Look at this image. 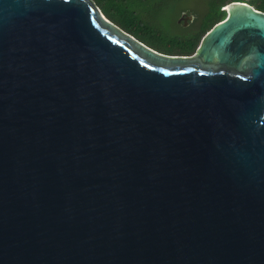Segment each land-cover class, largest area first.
Masks as SVG:
<instances>
[{"label":"water","instance_id":"1","mask_svg":"<svg viewBox=\"0 0 264 264\" xmlns=\"http://www.w3.org/2000/svg\"><path fill=\"white\" fill-rule=\"evenodd\" d=\"M226 6L188 57L0 0V264H264V10Z\"/></svg>","mask_w":264,"mask_h":264},{"label":"rangeland","instance_id":"2","mask_svg":"<svg viewBox=\"0 0 264 264\" xmlns=\"http://www.w3.org/2000/svg\"><path fill=\"white\" fill-rule=\"evenodd\" d=\"M209 0H144L133 1L132 8L140 15L142 24L137 26L139 38L161 50L173 46L178 36H194L203 16L209 9ZM183 11L192 12L195 19L189 26L179 23ZM157 41L158 45L151 42Z\"/></svg>","mask_w":264,"mask_h":264},{"label":"trees","instance_id":"3","mask_svg":"<svg viewBox=\"0 0 264 264\" xmlns=\"http://www.w3.org/2000/svg\"><path fill=\"white\" fill-rule=\"evenodd\" d=\"M101 10L114 22L119 24L126 31L135 34L137 37L139 33L137 26L142 24L140 15L132 8L134 0H94ZM140 1V0H135ZM144 1V0H141ZM234 0H213L207 14L208 22L205 29L209 28L216 22L223 20L227 16L226 10L222 9L223 5ZM246 1L255 5L258 9L264 10V0H240ZM202 34V33H201ZM201 34L194 35V43H197L201 37ZM140 37V36H139ZM141 39V38H140ZM145 41V39H142ZM153 45H158L157 41L151 42ZM150 45V44H149Z\"/></svg>","mask_w":264,"mask_h":264},{"label":"flooded vegetation","instance_id":"4","mask_svg":"<svg viewBox=\"0 0 264 264\" xmlns=\"http://www.w3.org/2000/svg\"><path fill=\"white\" fill-rule=\"evenodd\" d=\"M209 1H210L209 2L210 3L209 4V9H210V6H211V3H212L213 0H209ZM225 6L226 5H223L222 9H225ZM209 9H208L207 12H205V15L203 16V20H202L201 26H200L199 30L196 32V34H195V35H197V34H201L202 33L201 37H200V39H199V41L197 43H194V40H193L194 36H192V35L190 36L189 35V36H183V37L178 36L176 41L173 43V46L170 49H168V50H161V49H158L157 47H154V46L153 47L156 48L159 51H162V52L168 53V54L182 55V56H188V57L195 56L197 54V48L199 47L201 39H202L203 35L207 32V31L204 32L203 30L205 29L206 24L208 22L207 14L209 12ZM183 15H185L187 20H185L183 18ZM189 15H192V18H190ZM194 19H195V15L192 12L183 11V12H181V14L179 16L178 21H179L180 24H182L184 26H189Z\"/></svg>","mask_w":264,"mask_h":264},{"label":"snow or ice","instance_id":"5","mask_svg":"<svg viewBox=\"0 0 264 264\" xmlns=\"http://www.w3.org/2000/svg\"><path fill=\"white\" fill-rule=\"evenodd\" d=\"M227 7V6H226Z\"/></svg>","mask_w":264,"mask_h":264}]
</instances>
